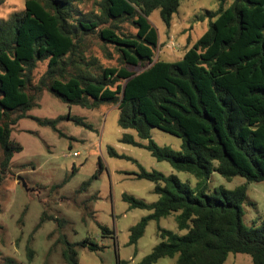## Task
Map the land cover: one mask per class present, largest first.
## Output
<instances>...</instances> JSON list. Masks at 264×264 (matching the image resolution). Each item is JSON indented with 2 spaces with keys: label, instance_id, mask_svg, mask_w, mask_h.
I'll return each instance as SVG.
<instances>
[{
  "label": "trees",
  "instance_id": "16d2710c",
  "mask_svg": "<svg viewBox=\"0 0 264 264\" xmlns=\"http://www.w3.org/2000/svg\"><path fill=\"white\" fill-rule=\"evenodd\" d=\"M85 1L25 0L23 13L0 20V184L13 156L23 150L11 139L20 120L32 119L59 137L64 136L57 129L61 121L91 129L69 115L54 120L28 115L38 93L47 91L68 106L86 109L110 104L119 112L118 127L137 137L125 134L120 143L144 149L156 161L197 180L190 187L175 175L147 171L107 148L111 158L136 163L139 171L126 175L153 183L158 196L148 204L122 194L130 209L150 212L129 229L127 245L137 244L149 222L172 215L178 231L184 232L158 228V244L139 264L163 258L175 259L174 264H224L230 254H245L252 264H264V222L243 224L246 186L208 193L214 172L228 181L242 177L247 183H264V0H233L228 7L220 0L216 11L207 13L206 32L174 61L154 60L159 36L149 17L158 10L170 28L185 0H94L93 13L79 10ZM123 23H130L135 32L120 33ZM90 37L112 47L116 66H99L98 73L93 72L94 62L84 56V41ZM40 62L47 63L46 71L31 88ZM151 128L179 138L180 151L158 146ZM101 171L99 163L93 178ZM62 242L66 264H78L75 247L91 252L104 248L88 239ZM33 256L27 247L28 263ZM4 264L15 262L8 259Z\"/></svg>",
  "mask_w": 264,
  "mask_h": 264
},
{
  "label": "rangeland",
  "instance_id": "374dc122",
  "mask_svg": "<svg viewBox=\"0 0 264 264\" xmlns=\"http://www.w3.org/2000/svg\"><path fill=\"white\" fill-rule=\"evenodd\" d=\"M232 1L225 0L224 7ZM24 3L25 0H2L0 20L23 13ZM219 3L220 0L183 1L170 28H166L161 21L159 11H154L149 21L157 30L160 41L154 60L174 61L182 56L187 46L190 48L206 32L209 22L207 13L215 12ZM79 10L97 12L94 0H86ZM119 32L132 34L135 30L130 23H123ZM84 56L87 62H94L92 70L95 73H98L99 66L117 65L118 56L112 47L103 46L95 37L85 39ZM46 66V62L37 64L31 88L38 84ZM36 96V107L28 115L48 120L69 115L83 120L91 129L72 121H61L57 129L64 136L59 137L50 127L40 126L32 119L20 120L13 127L11 139L18 142L23 150L13 156L10 169L0 184V264L8 259L15 264H66L62 257L65 249L63 238L70 244L88 239L104 247L96 252L75 247L78 264H139L158 244V228L184 234L178 231L175 216L172 215L159 222H149L137 244L127 245L129 229L150 212L130 209L122 201V194L148 204L156 202L158 196L153 192V183L125 173L138 172L139 164L147 171L175 175L193 188L197 183L194 176L177 172L166 162L156 161L144 149L120 143L123 135L136 137V134L118 127L116 106L99 104L95 109H86L68 106L47 91ZM150 135L160 147L174 151L181 149V140L175 136L156 128H151ZM108 147L137 164L111 158L107 153ZM73 153L79 156L73 157ZM2 159L0 149V163ZM99 163L102 171L94 179ZM19 178L24 180L27 189ZM86 182L90 184L81 190ZM242 185L247 188L243 224L246 227L258 226L264 222V183H247L242 177L228 181L214 172L208 182V193L218 187L232 190ZM99 226L108 229L111 234L103 233ZM27 247L34 251L31 263L26 258ZM174 263L175 259L163 258L155 264ZM224 264H252V261L245 254H230Z\"/></svg>",
  "mask_w": 264,
  "mask_h": 264
},
{
  "label": "water",
  "instance_id": "95a60500",
  "mask_svg": "<svg viewBox=\"0 0 264 264\" xmlns=\"http://www.w3.org/2000/svg\"><path fill=\"white\" fill-rule=\"evenodd\" d=\"M19 181L21 182V184H22V186L24 187V189H27V186H26L24 180L21 179V178H19Z\"/></svg>",
  "mask_w": 264,
  "mask_h": 264
},
{
  "label": "crops",
  "instance_id": "0c3cea01",
  "mask_svg": "<svg viewBox=\"0 0 264 264\" xmlns=\"http://www.w3.org/2000/svg\"><path fill=\"white\" fill-rule=\"evenodd\" d=\"M159 43H160V41H159ZM187 49H188V46H187V48L185 49V51H186ZM185 51H184V52H185ZM184 52H183V54H184ZM183 54H182V55H183ZM181 57H182V56H180L179 58H181ZM179 58H178V59H179ZM132 136H133V135H132ZM133 137L137 139V137H135V136H133ZM142 143L145 144L146 142H142ZM171 173H172V172H171ZM125 174H126V173H125ZM169 175H172V174H169ZM169 175H165V176H169Z\"/></svg>",
  "mask_w": 264,
  "mask_h": 264
},
{
  "label": "built area",
  "instance_id": "2783aa9c",
  "mask_svg": "<svg viewBox=\"0 0 264 264\" xmlns=\"http://www.w3.org/2000/svg\"><path fill=\"white\" fill-rule=\"evenodd\" d=\"M72 156H73V157H78L79 154H78V153H73Z\"/></svg>",
  "mask_w": 264,
  "mask_h": 264
}]
</instances>
